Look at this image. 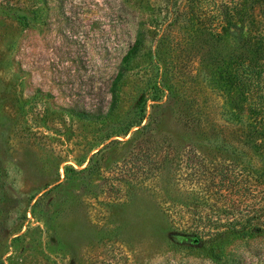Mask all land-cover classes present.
<instances>
[{
    "label": "rangeland",
    "instance_id": "1",
    "mask_svg": "<svg viewBox=\"0 0 264 264\" xmlns=\"http://www.w3.org/2000/svg\"><path fill=\"white\" fill-rule=\"evenodd\" d=\"M38 4L0 0V264H264V191L222 183L264 174V0Z\"/></svg>",
    "mask_w": 264,
    "mask_h": 264
},
{
    "label": "trees",
    "instance_id": "2",
    "mask_svg": "<svg viewBox=\"0 0 264 264\" xmlns=\"http://www.w3.org/2000/svg\"><path fill=\"white\" fill-rule=\"evenodd\" d=\"M49 8V0H39V4L38 7H36L35 9L32 10H27V11H20L21 14H19L18 16V20L20 22V24L22 25V27L26 28V29H31V28H36L37 26L43 24V19H44V12H46ZM42 10V11H41ZM141 42V38L139 36V32H137L136 38H135V42L134 45L137 47ZM132 49V48H131ZM247 73L251 72V70H248L246 68ZM116 80V79H115ZM67 111L69 113H71L72 115L78 117L79 119L82 120H98L101 119L102 116V112L101 111H86V110H81V109H77L73 106H70L69 108H67ZM141 126V122H139L138 124H135L134 126H130L129 130L133 127H140ZM147 126H144L143 128L145 129ZM128 130V131H129ZM192 130L197 131V128H192ZM117 136V135H115ZM98 153V152H97ZM91 168V167H90ZM89 168V170H90ZM86 170V169H85ZM88 170V171H89ZM223 185H225L224 187L226 188V190H229V187H231V185H234L237 183L238 186H240L241 190L244 189L245 192H250L249 189H254V188H259V190H255L258 193L263 192L264 191V174H256V176H250L248 174H242L240 176L237 177V180H235V182H231L230 179L226 178V174H223ZM262 186V188H260ZM231 190L228 191V194H230ZM225 202L229 203V201H231L229 198H227V195L225 196ZM230 204V203H229ZM252 221L250 219L246 220L242 230L245 231V229H247L248 227H250ZM234 223H230L229 226L227 227V230L229 233H241L236 226L233 225ZM243 233V232H242ZM193 238H192V243L197 246V247H202L205 249V253L208 255V257L213 260L215 263L220 264L222 262V249L218 246V242L216 239H213L211 243H209L207 246L203 240V238L197 236L198 234L194 233L192 234ZM220 240V238H219Z\"/></svg>",
    "mask_w": 264,
    "mask_h": 264
}]
</instances>
